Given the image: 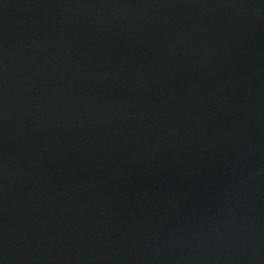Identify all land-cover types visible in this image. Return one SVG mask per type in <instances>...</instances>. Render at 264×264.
Masks as SVG:
<instances>
[{"label":"water","instance_id":"obj_1","mask_svg":"<svg viewBox=\"0 0 264 264\" xmlns=\"http://www.w3.org/2000/svg\"><path fill=\"white\" fill-rule=\"evenodd\" d=\"M0 264H264V0H0Z\"/></svg>","mask_w":264,"mask_h":264}]
</instances>
